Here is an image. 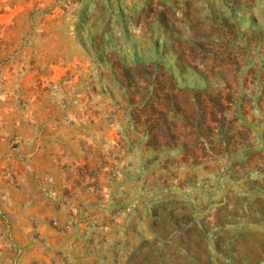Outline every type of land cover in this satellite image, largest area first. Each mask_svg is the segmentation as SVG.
I'll return each instance as SVG.
<instances>
[{
  "label": "rangeland",
  "instance_id": "rangeland-1",
  "mask_svg": "<svg viewBox=\"0 0 264 264\" xmlns=\"http://www.w3.org/2000/svg\"><path fill=\"white\" fill-rule=\"evenodd\" d=\"M0 264H264V0H0Z\"/></svg>",
  "mask_w": 264,
  "mask_h": 264
}]
</instances>
